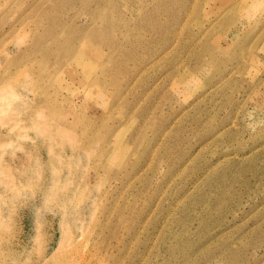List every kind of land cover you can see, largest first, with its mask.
Returning <instances> with one entry per match:
<instances>
[{"label": "rangeland", "instance_id": "1", "mask_svg": "<svg viewBox=\"0 0 264 264\" xmlns=\"http://www.w3.org/2000/svg\"><path fill=\"white\" fill-rule=\"evenodd\" d=\"M0 264H264V0H0Z\"/></svg>", "mask_w": 264, "mask_h": 264}]
</instances>
